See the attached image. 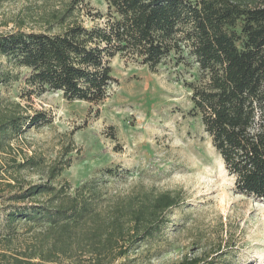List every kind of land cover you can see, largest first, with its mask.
Returning a JSON list of instances; mask_svg holds the SVG:
<instances>
[{"label": "trees", "instance_id": "trees-1", "mask_svg": "<svg viewBox=\"0 0 264 264\" xmlns=\"http://www.w3.org/2000/svg\"><path fill=\"white\" fill-rule=\"evenodd\" d=\"M91 16L90 25L74 19L56 32L0 33V55L24 70L0 71V83L22 81L26 99L51 91L97 103L115 81L110 60L116 55L151 71L170 54L177 62L189 58L197 66V77L186 83L191 113L200 117L235 191L264 203V0H107L106 12ZM50 120L45 111L10 113L0 118V139ZM34 165L27 159L19 169ZM64 169L52 167L50 179ZM69 188L41 182L5 196L3 264H99L122 255L127 243L158 233L178 204L166 191L102 206L95 177L73 193Z\"/></svg>", "mask_w": 264, "mask_h": 264}, {"label": "rangeland", "instance_id": "rangeland-1", "mask_svg": "<svg viewBox=\"0 0 264 264\" xmlns=\"http://www.w3.org/2000/svg\"><path fill=\"white\" fill-rule=\"evenodd\" d=\"M106 10L107 0H0V33L56 32L74 19L90 25L91 15ZM110 66L115 81L97 103L68 101L51 91L26 99L22 81L0 83V118L37 111L51 118L0 139V234L7 194L41 182L67 183L73 193L95 177L102 206L144 192L178 198L158 233L127 243L122 255H107L99 264H264V203L235 191L200 117L190 111L186 83L197 77L195 63L170 54L151 71L116 55ZM7 70L24 71L0 55V71ZM27 159L36 165L19 169ZM62 166L51 180V168Z\"/></svg>", "mask_w": 264, "mask_h": 264}]
</instances>
